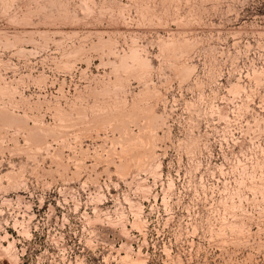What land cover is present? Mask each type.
<instances>
[{
	"label": "rangeland",
	"instance_id": "374dc122",
	"mask_svg": "<svg viewBox=\"0 0 264 264\" xmlns=\"http://www.w3.org/2000/svg\"><path fill=\"white\" fill-rule=\"evenodd\" d=\"M0 264H264V0H0Z\"/></svg>",
	"mask_w": 264,
	"mask_h": 264
}]
</instances>
